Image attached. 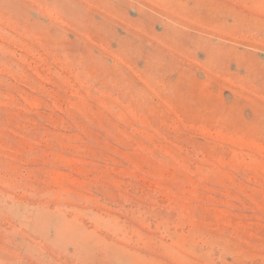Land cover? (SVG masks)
I'll return each mask as SVG.
<instances>
[{
  "label": "rangeland",
  "instance_id": "rangeland-1",
  "mask_svg": "<svg viewBox=\"0 0 264 264\" xmlns=\"http://www.w3.org/2000/svg\"><path fill=\"white\" fill-rule=\"evenodd\" d=\"M0 264H264V0H0Z\"/></svg>",
  "mask_w": 264,
  "mask_h": 264
}]
</instances>
